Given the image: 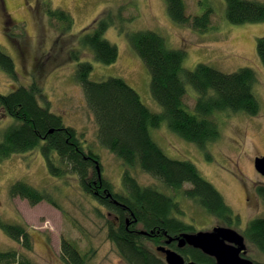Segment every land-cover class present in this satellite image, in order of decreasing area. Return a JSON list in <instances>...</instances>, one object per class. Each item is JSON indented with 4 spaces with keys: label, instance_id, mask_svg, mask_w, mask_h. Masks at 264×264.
<instances>
[{
    "label": "rangeland",
    "instance_id": "374dc122",
    "mask_svg": "<svg viewBox=\"0 0 264 264\" xmlns=\"http://www.w3.org/2000/svg\"><path fill=\"white\" fill-rule=\"evenodd\" d=\"M184 2L186 16L191 18L212 10L209 26L196 29L191 23L174 22L168 14L166 0H0V51L13 59L17 73V79L12 78L0 67V94L28 88L36 82L45 93V98H39L40 104L77 131L86 151L100 156L103 178L112 191L124 193L122 178L126 168L101 146L95 115L75 77L78 62L70 54L82 31L104 15L110 16L113 23L104 37L117 46L118 60L111 65L102 64L88 48H81L80 59L92 63V80L124 79L154 113H161L162 107L152 95L147 65L128 40L130 32L152 30L162 35L170 48L185 52L183 67L187 71H194L200 64L224 73L252 68L257 77L254 93L260 111L257 115L234 111L215 113L213 120L220 134L204 149L172 132L166 121L151 129L152 136L170 158L193 162L213 184L231 210L230 225L245 236L250 221L264 218V204L255 201V189L260 181L264 183V178L254 167V159L264 157V66L257 53V40L264 36V22H230L225 0ZM56 9H63L73 17L70 30L63 31V24L49 15L48 10ZM196 100L197 94L189 85L184 102L190 111H194ZM12 121L0 109V142ZM130 172L141 185L175 197L184 213L178 216L194 227L193 233L229 226L194 200L185 198L182 192L176 194L139 168ZM19 180L39 189L47 199L31 205L26 199L12 197L10 188ZM190 187L186 184L184 189ZM248 195L252 196L250 203L246 200ZM114 219L106 207L84 191L75 173L51 174L39 148L0 161V222L22 225L30 235L28 249L23 240L15 241L0 226V251L16 250L33 264H67L62 257V241L66 239L88 255L89 264H128L108 237L109 222ZM137 229L141 234L144 232L143 227ZM246 244L245 257L255 264H264V253L247 238ZM147 245L154 251L158 248L151 242ZM174 250L182 255L181 250Z\"/></svg>",
    "mask_w": 264,
    "mask_h": 264
},
{
    "label": "trees",
    "instance_id": "16d2710c",
    "mask_svg": "<svg viewBox=\"0 0 264 264\" xmlns=\"http://www.w3.org/2000/svg\"><path fill=\"white\" fill-rule=\"evenodd\" d=\"M166 2L168 14L174 22L191 23L196 29L209 26L212 10L191 18L186 16L184 0ZM225 3L227 18L232 23L264 22V2L225 0ZM48 13L63 24V31L72 28L73 17L65 10H48ZM112 23L108 15L95 20L78 36L70 57L78 62L75 77L95 115L101 146L122 161L126 168L122 178L124 193L112 191L109 182L103 178L100 156L86 151L77 131L66 126L63 118L51 112L49 107L40 104L39 98H45V93L36 82L28 88L19 87L8 94H0V109L13 120L4 130L0 142V161L39 148L51 174L75 173L84 191L92 194L115 216L109 222L108 237L128 264H166L164 256L149 247L147 242L157 248L163 244L166 234L174 237L195 232L194 227L178 216H184V213L175 197L155 187L141 185L130 169L139 168L176 194L182 192L185 198L194 200L223 224L233 226L230 225L233 220L231 210L220 192L203 177L193 162L170 158L152 136L151 129L166 121L172 132L204 149L220 134L213 120L215 113L258 114L260 104L254 93L257 77L248 67L224 73L208 64H200L194 71H187L183 67L185 52L170 48L162 35L152 30L130 32L128 40L147 65L152 95L162 107L161 113H154L124 79L92 80V63L80 59L81 48H88L94 59L102 64L111 65L118 60L117 46L104 37ZM119 31L123 32L122 28ZM257 53L264 66V36L257 40ZM0 67L17 79L13 59L1 51ZM189 85L197 94L194 111H190L184 102ZM186 184L191 187L184 189ZM10 194L28 200L31 205L47 199L39 189L23 180L12 185ZM0 226L9 237L18 242L23 240L30 249V235L25 227L4 222H0ZM137 226L143 227L147 234H141ZM245 236L264 253V218L250 221ZM172 247L176 248V245L172 244ZM181 253L187 260L215 264L213 258L192 247L187 246ZM87 256L72 241H62V257L67 264H89ZM0 264L33 263L18 251L10 250L0 251Z\"/></svg>",
    "mask_w": 264,
    "mask_h": 264
},
{
    "label": "water",
    "instance_id": "95a60500",
    "mask_svg": "<svg viewBox=\"0 0 264 264\" xmlns=\"http://www.w3.org/2000/svg\"><path fill=\"white\" fill-rule=\"evenodd\" d=\"M255 167L264 175V157L255 160ZM142 234L146 235L144 231ZM178 241L180 249L188 246L200 250L214 259L215 264H255L247 256L246 238L238 230L231 227L217 226L210 231L183 233L176 238H168L170 244ZM158 251L164 254L168 264H208L194 261L186 262L185 258L175 250L159 246Z\"/></svg>",
    "mask_w": 264,
    "mask_h": 264
},
{
    "label": "flooded vegetation",
    "instance_id": "af4514ba",
    "mask_svg": "<svg viewBox=\"0 0 264 264\" xmlns=\"http://www.w3.org/2000/svg\"><path fill=\"white\" fill-rule=\"evenodd\" d=\"M254 165H255V159H254ZM255 167V166H254ZM258 173V175L260 176V177H262V178H264V175L263 174H261L260 172H257ZM255 184H257V182L255 181ZM255 195H256V200L255 201H261V205L262 204H264V199H263V197H262V195L264 196V183H262L261 181L259 182V184L257 185V187H256V189H255ZM247 201H248V203H250L251 201H252V196H250V195H248L247 196V199H246ZM260 205V204H259ZM228 227H231V228H233V226H228ZM235 229V228H234ZM241 233V232H240ZM242 235H244L243 233H241ZM246 238V237H245ZM172 244L173 243H171L170 245H166V246H164V245H161V246H164V247H166L167 249H172V250H174V248L172 247ZM248 253V252H247Z\"/></svg>",
    "mask_w": 264,
    "mask_h": 264
},
{
    "label": "bare ground",
    "instance_id": "6f19581e",
    "mask_svg": "<svg viewBox=\"0 0 264 264\" xmlns=\"http://www.w3.org/2000/svg\"><path fill=\"white\" fill-rule=\"evenodd\" d=\"M127 224L129 225V222H127ZM224 227H228V226L226 225V226H224ZM190 233H193V232H190ZM165 236H166V239H165L164 242H163L165 245H170L171 243H173V244L176 245V248H174V249H176V250H182V249H184V248L187 247V246H186V247L180 249V248L178 247V241H177V240H174L173 242H171L170 244H168L167 241H168L169 236H167V234H166ZM178 236H180V235H178ZM170 237H173V236H170ZM176 237H177V236H174L173 238H176Z\"/></svg>",
    "mask_w": 264,
    "mask_h": 264
}]
</instances>
